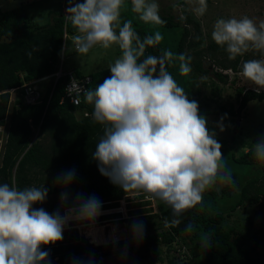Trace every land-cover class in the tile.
<instances>
[{"label":"clouds","instance_id":"clouds-1","mask_svg":"<svg viewBox=\"0 0 264 264\" xmlns=\"http://www.w3.org/2000/svg\"><path fill=\"white\" fill-rule=\"evenodd\" d=\"M66 3L65 18L75 29L71 43L76 54L87 56L96 48L120 50L108 65L111 75L94 88L82 90L83 101L92 106L94 122L103 130L91 158L99 173L125 193L145 194L147 199L167 205L173 219L165 221V226L176 227L179 217L204 204L207 192L235 183L224 163L222 145L200 114L198 102L189 99L169 71L178 59L180 74L190 75L191 57L184 53L174 57L168 49H160L159 55L149 53L148 48H158L163 37L156 32L141 38L131 20H122L125 0H63L57 13L63 15ZM131 3L132 12L144 23H165L157 0ZM188 3L196 16L203 17L208 10L207 0ZM211 39L232 60L249 52L259 54L260 58L243 62L242 75L257 93L264 91V19L257 23L247 15L218 18ZM52 75L40 81L52 79L48 86L51 93L58 82L54 85ZM74 86L73 79L68 89ZM18 88L8 91L10 101ZM17 100L22 102L20 97ZM75 102H80L79 94ZM218 126L224 131L222 121ZM251 151L264 166V137L253 143ZM75 179L74 169L55 177L54 184L62 191L53 213L34 207L47 201L45 184L19 188L14 183H0V264H51L50 252L44 249L61 242L65 230H77L80 225L89 229L87 235L93 243H99L96 223L102 209L110 213L100 219L129 220L130 204L123 209L118 204L121 198L101 202L94 194L82 192L72 198L70 188ZM69 225L77 227L66 229ZM130 234L137 245L141 244L146 235L143 221L134 220ZM111 239L113 244L118 242L114 236ZM200 243L210 248L211 235H202ZM123 255H127V245ZM72 260L73 264H95L94 256Z\"/></svg>","mask_w":264,"mask_h":264},{"label":"trees","instance_id":"trees-1","mask_svg":"<svg viewBox=\"0 0 264 264\" xmlns=\"http://www.w3.org/2000/svg\"><path fill=\"white\" fill-rule=\"evenodd\" d=\"M129 7L130 9L122 12V20H131L141 38L154 35L149 28L147 31L145 24L132 12L131 4ZM174 8L170 7L169 10ZM160 16L165 21L160 26L179 27L182 31L171 51L174 57H178L180 53L191 57L192 71L190 75H181L178 59L174 60L169 71L177 84L185 89L189 99L198 102L202 92L199 82L204 86L208 85L206 78L210 75V79L214 78L220 84L233 85L237 75L242 74L243 62L260 58L259 54L249 52L232 60L214 41L204 46L199 23L184 10L183 19L174 18L169 13ZM189 25L192 27V34ZM64 26L68 33L74 34L75 29L70 21L57 12H53L51 22L46 25L33 22L24 3L10 11H0V126L4 125L9 110V90L20 87L23 81L45 78L57 70L62 58ZM188 37L191 38L186 43ZM160 49L167 48L159 42L158 48L150 47L147 51L159 55ZM75 74L77 77L86 75L78 70H75ZM110 75L108 68L90 73L92 81L88 88H94ZM64 81L66 78L59 79L52 93V87H47L40 102L36 104L26 105L16 100L12 105L0 161V183H14L19 188L45 184L49 189V198L59 195L62 191L61 187L54 184L55 177L74 169L76 179L70 188L72 198L77 192H82L86 196L94 194L101 202L120 199L127 193L102 176L96 162L91 158L95 145L103 134L102 126L94 122L91 105L84 101L79 106H73L67 101L61 102ZM210 85L213 86V91L218 89L213 82ZM255 100L263 102L264 91L257 93L253 89L239 87L236 89L237 110H234L233 106H218V111L211 112L209 109H201L200 105L199 110L205 117L213 114L235 118L247 108L249 102ZM76 113H79V119ZM34 128L38 129L35 141ZM208 128L214 131L209 125ZM218 142L222 145L224 163L233 175L234 186H218L217 189L207 192L204 204L179 217L181 222L178 226H165V221L170 222L173 219L169 207L160 211L159 222L152 221L154 215L150 213H130L127 221L141 220L145 224L146 235L139 245L131 238V228L128 238L106 246L84 243L76 229H68L64 231L61 242L44 250L50 252L51 258L57 257L61 264L73 263L74 257L86 259L89 256H94L95 264H104L100 258L102 255L106 258L111 256L108 258L110 264H134L131 260L140 252L149 253L159 245H165L171 252L187 244L190 251L187 264H197L201 259L209 260L208 264H264V257L257 251L258 239L253 237L255 243L247 249L233 228L222 227L226 216L247 203L264 205V200L260 201L261 197H264V166L256 161L251 150L236 158L231 145L227 146L220 140ZM58 207L57 202L49 206L52 212ZM186 227L189 228L187 232ZM204 234L211 235L210 248L201 247V236ZM126 245L127 255L124 256ZM157 259L163 261L161 256Z\"/></svg>","mask_w":264,"mask_h":264},{"label":"rangeland","instance_id":"rangeland-1","mask_svg":"<svg viewBox=\"0 0 264 264\" xmlns=\"http://www.w3.org/2000/svg\"><path fill=\"white\" fill-rule=\"evenodd\" d=\"M63 0H0V11H10L20 3H24L26 10L31 20L39 25H46L51 22L53 12L56 13L62 4ZM160 5V15L169 13L174 18L182 17L183 10L193 18L195 22H198L202 32V38L204 46L213 41L211 39V33L213 30V24L218 18H229L235 16L240 18L243 15H247L253 18L259 23L264 19V0H207L208 10L203 17H199L193 14L191 6L188 0H157ZM129 4L132 5L131 0H125V7L122 12L127 11ZM173 5H176L174 8ZM173 7V10H169ZM132 9V8H131ZM164 12V13H163ZM147 31L151 33L159 32L163 39L160 43L171 51L176 41L181 36V29L179 27L166 28L160 26V24L144 23ZM149 28V29H148ZM191 34L193 30L189 25ZM191 37L187 38V42ZM72 41L66 42V51L63 53V70L74 69L81 71L84 74L95 73L108 68V65L113 62L119 55L120 50L117 47L111 49L96 48L91 51L87 56H81L75 53L72 49ZM190 53L189 50H187ZM206 66V65H205ZM178 71V70H177ZM231 75V73H230ZM206 78L208 85H203L199 82L202 92L201 97L198 99V103L201 109H209L211 112L218 111V106H225L229 108L233 106L234 110H237L236 101V89L239 87L250 88L254 90V85L247 81L242 74L237 75L236 83L220 84L214 78ZM232 77V75H231ZM231 79V78H230ZM229 79V80H230ZM52 79H47L43 83L37 84V87L42 93H44L47 87L52 83ZM214 86L218 89L213 91ZM204 96V97H203ZM20 97V91H17L12 95V100L9 102L8 107V120L7 115L4 121V126H0V161L3 152V146L6 142L9 116L11 114V107L15 100ZM205 104L209 106L206 107ZM77 118H80L79 113H76ZM207 123L212 127L216 133V139L223 142L227 146L232 148L236 158L240 157L242 153L248 152L252 149L253 143H255L261 137H264V101H251L248 103L247 108L239 112L235 118L230 116L221 115H209L206 117ZM223 118V120H222ZM222 121L224 131L220 130L218 126ZM33 141L37 139L38 129L34 128ZM225 146V145H224ZM128 195V196H127ZM59 195L50 196L43 205H35L34 207H43L47 212L53 213L50 205L57 202L59 204ZM119 201V205L130 208L131 214L147 215L150 213L154 215L152 221L159 222V213L168 206L157 200L147 199L145 194L127 193L123 195ZM264 197H261L260 201L263 202ZM126 201V202H125ZM111 217V216H110ZM108 217V218H110ZM223 223V229L233 228L236 235L241 238L245 243V248L249 249L255 243V237L258 239L257 251L260 256L264 257V205H250L247 203L243 207L238 208L235 212L225 217ZM130 221H116L115 219H109L107 222H97L96 226H106L103 236L106 239V244L99 246H106L112 244L110 236L117 234L118 241L128 238L129 229L131 228ZM159 226V224H158ZM87 228V227H85ZM84 227L81 225L77 227L78 236L82 238V242L91 243L90 240L83 234ZM112 228V229H111ZM115 228V229H113ZM115 230V231H114ZM112 231V232H111ZM153 232V230H151ZM150 232V233H152ZM93 246H97L93 244ZM180 247V246H179ZM181 249V250H180ZM177 248L176 251H168L165 245H159L156 249H151L149 253L140 252L133 256L131 262L134 264H187L190 260V251L187 244H183L182 248ZM161 256L162 262L157 258ZM105 264H110L105 256H101ZM124 261H122L123 263ZM209 260L201 259L197 264H208Z\"/></svg>","mask_w":264,"mask_h":264},{"label":"built area","instance_id":"built-area-1","mask_svg":"<svg viewBox=\"0 0 264 264\" xmlns=\"http://www.w3.org/2000/svg\"><path fill=\"white\" fill-rule=\"evenodd\" d=\"M81 2H82V0H81ZM67 7H68V3H66L64 5V7L62 8V14H63L64 18L66 15L65 10ZM72 36H73V34L68 33L66 26H64L62 54L65 53V51L67 49V47H65L66 42L68 40L72 41ZM71 47L74 50L73 46H71ZM62 62H63V60L60 61L56 72L52 75L54 85L56 84V82L59 79L66 78V81L64 82V94H63V97L61 98V102L67 101L69 104H71L73 106H79L83 101L82 90L88 88V85L91 83V78H90V76H86V75L82 76V77H77L75 74V71L72 69L63 70ZM73 79H74L75 86L69 90L68 88L70 87L71 81ZM42 80L43 79H37V80L23 81L22 82L21 86L18 89L20 90V98H21L23 104L32 105V104H36V103L40 102V100L42 98V93L39 90V88H37L36 84H38ZM14 91L15 90H12L11 93ZM78 94L80 95V102L77 104L75 102V97ZM102 212H103V214L100 217L105 216V215L110 213V212H107V210H105V209H102ZM100 217L98 218L97 222L99 221V222L105 223V222L109 221L106 219H100ZM75 227H77V226L69 225V227H66V229L75 228ZM50 260H51V264H61L57 257H54V258L50 257ZM68 264H73V263H68Z\"/></svg>","mask_w":264,"mask_h":264},{"label":"bare ground","instance_id":"bare-ground-1","mask_svg":"<svg viewBox=\"0 0 264 264\" xmlns=\"http://www.w3.org/2000/svg\"><path fill=\"white\" fill-rule=\"evenodd\" d=\"M97 228H98V230H99V235H98V240L100 241L99 243H97V244H95V243H93L92 242V240H91V237H89L88 235H87V233H88V231H89V229L88 228H85V230H84V235L90 240V242L92 243V244H95V245H97V246H99V245H103V244H106V239H105V237L103 236V233H104V230H105V228H106V226H96ZM112 229V228H111ZM113 229H115V228H113ZM115 231V230H114ZM112 232V231H111ZM117 235V234H116ZM115 234H112L111 236H110V239L114 236V237H116V238H118V236H116ZM119 240V239H118ZM111 241H112V239H111Z\"/></svg>","mask_w":264,"mask_h":264}]
</instances>
